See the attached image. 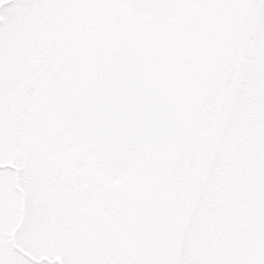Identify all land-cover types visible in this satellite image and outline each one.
Returning <instances> with one entry per match:
<instances>
[{
    "label": "snow or ice",
    "instance_id": "snow-or-ice-1",
    "mask_svg": "<svg viewBox=\"0 0 264 264\" xmlns=\"http://www.w3.org/2000/svg\"><path fill=\"white\" fill-rule=\"evenodd\" d=\"M0 264H264V0H0Z\"/></svg>",
    "mask_w": 264,
    "mask_h": 264
}]
</instances>
